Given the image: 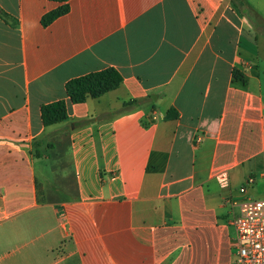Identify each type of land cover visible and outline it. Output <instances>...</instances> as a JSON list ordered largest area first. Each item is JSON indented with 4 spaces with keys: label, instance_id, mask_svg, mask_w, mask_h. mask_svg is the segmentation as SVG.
I'll use <instances>...</instances> for the list:
<instances>
[{
    "label": "crops",
    "instance_id": "obj_1",
    "mask_svg": "<svg viewBox=\"0 0 264 264\" xmlns=\"http://www.w3.org/2000/svg\"><path fill=\"white\" fill-rule=\"evenodd\" d=\"M241 1L252 19L231 0H68L43 26L58 3L0 0V264H234L226 199L251 177L264 201V0ZM107 68L116 89L70 102L69 80ZM57 100L67 120L44 127Z\"/></svg>",
    "mask_w": 264,
    "mask_h": 264
},
{
    "label": "trees",
    "instance_id": "obj_2",
    "mask_svg": "<svg viewBox=\"0 0 264 264\" xmlns=\"http://www.w3.org/2000/svg\"><path fill=\"white\" fill-rule=\"evenodd\" d=\"M58 3V6L45 13L40 23L43 26L49 25L54 19L65 14L68 11V0H50ZM234 7H236L241 13L247 15L250 19L255 16V13L248 8L241 0H231ZM0 17L5 22H13L14 20L7 14L0 13ZM236 74L234 73V77ZM121 82L120 74L113 68H107L104 70L88 73L83 76H79L69 80L65 84V92L70 102L81 103L87 97L97 99L103 94L116 89ZM138 101L131 100L125 103V105H137ZM176 117V111L170 108L166 112V118L174 119ZM40 120L44 127L65 122L67 120L66 104L64 100H57L48 104H44L40 107Z\"/></svg>",
    "mask_w": 264,
    "mask_h": 264
},
{
    "label": "built area",
    "instance_id": "obj_3",
    "mask_svg": "<svg viewBox=\"0 0 264 264\" xmlns=\"http://www.w3.org/2000/svg\"><path fill=\"white\" fill-rule=\"evenodd\" d=\"M196 141H199L198 137ZM213 177L219 188H229L227 170H219ZM252 183L253 179L247 178L245 185L238 189L241 197L226 199L231 208L237 209V213L228 219L236 235L234 264H264V201L245 196L246 186Z\"/></svg>",
    "mask_w": 264,
    "mask_h": 264
},
{
    "label": "rangeland",
    "instance_id": "obj_4",
    "mask_svg": "<svg viewBox=\"0 0 264 264\" xmlns=\"http://www.w3.org/2000/svg\"><path fill=\"white\" fill-rule=\"evenodd\" d=\"M38 179H39V182H41V181H42L41 177H39V176H38Z\"/></svg>",
    "mask_w": 264,
    "mask_h": 264
}]
</instances>
